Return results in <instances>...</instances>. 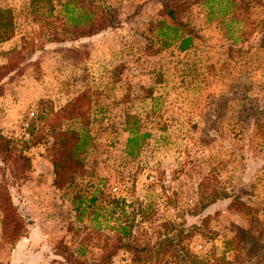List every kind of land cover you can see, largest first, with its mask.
<instances>
[{"label":"rangeland","instance_id":"obj_1","mask_svg":"<svg viewBox=\"0 0 264 264\" xmlns=\"http://www.w3.org/2000/svg\"><path fill=\"white\" fill-rule=\"evenodd\" d=\"M32 1L0 0L16 22L14 36L0 44V51L17 47L23 52L20 64L0 82V133L28 137V124L89 89L97 103L89 124L96 144L87 161L92 176L61 189L52 184L45 145L26 152L31 159L26 179L8 187L13 203L28 217L27 234L18 243L5 241L0 210L1 264H64L54 254L55 244L63 239L74 249L85 227L96 235V221L112 222L106 216L93 220L91 212L109 195L124 200L126 213L114 214L122 221L140 220V206L149 207L147 221L157 226L171 222L185 228L210 215L204 234L196 231L187 239L198 253L214 247L220 254L237 225L264 221V0H235L241 7L248 3L237 13L252 20L250 26L230 22V29L238 30L236 42L229 33L222 36L224 26L200 21L197 52L190 56L174 45L154 52L160 45L149 22L158 19L163 0H85L104 9L107 26L64 42L47 41L52 31L42 21L54 22L67 0H52L53 11L47 0ZM189 59L196 70L184 74ZM126 112L136 116L140 133H151L140 140L136 155L124 148L130 126ZM7 178L0 171V185ZM96 186L101 193L78 220L72 197H92ZM212 189L239 194L253 218L232 211L229 199L199 211L202 193ZM147 221L142 230L150 231ZM96 251V245H87L89 254ZM128 259L119 253L112 264Z\"/></svg>","mask_w":264,"mask_h":264},{"label":"trees","instance_id":"obj_2","mask_svg":"<svg viewBox=\"0 0 264 264\" xmlns=\"http://www.w3.org/2000/svg\"><path fill=\"white\" fill-rule=\"evenodd\" d=\"M47 2L53 11L52 0ZM60 4L64 7L63 14L56 15L54 22L53 19L42 21V24L44 22L51 28L52 33L47 37L49 42H64L91 36L107 26L105 11L98 4L85 0H67L61 1ZM247 6V2H243L241 7V3L235 0H163L159 11L160 18L158 14L157 20L149 22V32L158 39L160 45L154 52L170 45L176 46L179 52L189 56L197 52L196 39L200 36V21L208 25L214 22L216 26H224L226 31L222 36L229 33L233 42H236L239 39L235 36L238 30L230 29V22L250 26L252 20L248 21V18L240 17L237 13L240 10L245 11ZM262 26L264 28V21ZM15 29L13 10L0 5V44L10 40L15 34ZM33 44L32 41L30 45ZM236 50L239 52L241 47ZM22 55L23 52L17 47L0 51V56L5 59L0 62V82L20 64ZM186 61L188 63L185 62L186 67H182V73L188 74L196 70L195 60ZM91 93L89 89H84L52 113L39 116L36 119L38 123L28 124V137L21 135L19 138H11L0 133V171L4 177H10L9 180L4 179L0 185V210L3 214L1 228L5 241L18 243L27 234L28 217L13 203L8 186L20 185L26 179L25 172L30 168L31 161L26 152L31 147L45 145L43 155L52 167V184L57 188L79 184V180L92 176L87 161L96 143L89 130V124L92 105L97 103ZM125 123L130 124L125 152L136 155L140 150V140L144 137L147 140L151 133H140L136 116L129 112L125 113ZM199 185L201 188L205 183ZM99 193L101 190L96 186L92 197L83 193L74 194L71 203L78 220L92 209L91 201L94 202ZM201 197L199 211L217 201L229 199L232 211L237 214L245 213L253 218L252 209L239 194L212 189L207 194L203 192ZM104 204L98 205L96 211L91 210L93 220L106 216V219L110 217L112 222L96 221L93 227L96 235L85 227L87 232L80 234L81 242L74 249L61 239L54 246V254L60 262L88 264L92 261L91 264H112L119 253H127L129 259L126 264H264L263 219L256 218L248 227L237 225L233 235L229 234L224 239L220 254L216 253L214 247L208 252L198 253L190 249L187 239L196 231L204 234L210 215L199 217V223L185 228L171 222H163L157 226L153 225L152 220L147 221V217L151 215L148 206L138 208L140 220L133 218L122 221L119 217H114V214L118 210L122 215L126 213L123 199L109 195ZM146 221L153 225L150 231L142 230L143 222ZM106 228L113 233L106 234ZM89 244L96 245V253L87 252Z\"/></svg>","mask_w":264,"mask_h":264}]
</instances>
